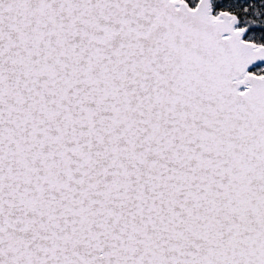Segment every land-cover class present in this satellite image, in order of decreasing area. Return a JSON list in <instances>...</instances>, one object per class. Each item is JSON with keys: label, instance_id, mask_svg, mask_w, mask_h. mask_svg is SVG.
Here are the masks:
<instances>
[{"label": "snow or ice", "instance_id": "1", "mask_svg": "<svg viewBox=\"0 0 264 264\" xmlns=\"http://www.w3.org/2000/svg\"><path fill=\"white\" fill-rule=\"evenodd\" d=\"M0 264H264V0H0Z\"/></svg>", "mask_w": 264, "mask_h": 264}]
</instances>
